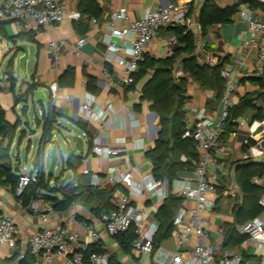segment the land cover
I'll return each instance as SVG.
<instances>
[{
	"label": "crops",
	"instance_id": "1",
	"mask_svg": "<svg viewBox=\"0 0 264 264\" xmlns=\"http://www.w3.org/2000/svg\"><path fill=\"white\" fill-rule=\"evenodd\" d=\"M5 0H0V5ZM239 0H213V2L221 8L230 7L236 4ZM259 3V0H250ZM178 2L185 4L186 0H99V5L102 9V15L97 26H89L87 33L90 34L91 40L81 48L75 47V41L80 37L73 28V22L80 20L82 17L78 11L77 0H63L67 16L58 25H48L39 29L37 32H28L16 27L11 22L3 23L4 35H0V108L4 112L5 121L11 125L19 124L16 137L22 135V140H19V147L23 140H27L26 154L29 152L32 139L36 140V145L41 137V130L35 125V120L41 119L50 101L49 84L55 82L69 69L74 73L72 86L58 85V98L52 101L58 117L54 124L53 138L58 140H71L79 137L82 139V152L73 151L74 156L80 157L81 161L76 163V173L80 177L85 176L81 173L84 170H89L102 178L111 174H119L120 172L132 170L134 181L142 183L145 178H152V165L145 157V154L153 149L157 135L160 131L159 119L155 113L150 111L149 103L141 104V111L136 112L133 107L139 103L141 90L149 77L138 82L133 89H128L123 86L120 81L124 75L125 68L117 64H110L105 59V50L100 39L106 30L104 24L109 20L110 14L122 9L126 12L128 21H135L143 17L147 10H155L161 3ZM242 5H247L243 3ZM201 5H190L189 9L191 17L194 20V26L191 31L195 36L196 53L195 56L203 58L206 54L213 56L220 63H223L222 69H228L233 78H242L246 74L253 71V62L256 52L251 50L246 42L248 40L247 24L234 16L232 22L228 24L212 25L204 39L201 38L200 29H198V16ZM249 7V6H248ZM250 8V7H249ZM252 10H260L251 8ZM261 12H264L261 10ZM255 16L263 17V13H255ZM22 35V38L17 39ZM172 33L166 29L160 30L158 36L153 40L152 44L146 51V55L155 59H164L169 57L177 47L169 44ZM11 40H15L13 43ZM64 41L65 45L57 53L54 54L48 50V44L51 41ZM128 38L124 39L127 42ZM18 45H25L28 52V59L25 62L26 77L18 69V59L22 53H18L14 62L15 70L19 71L20 77L17 82H13L15 95H20L27 90V86L31 83H36L38 86L36 91L44 95L45 100L42 103L36 104L31 98L26 103L25 115L21 116L20 106L14 104L13 91L5 77V71L9 66V62L17 50ZM179 72L178 77L184 76L180 71L179 66L176 72ZM91 79L95 89L94 93L86 90V83ZM186 97L187 101L184 106L185 121L187 126L195 121L198 110L205 109L208 115H216L222 109L221 102L215 101L214 92L209 89L200 88L191 78L186 79ZM58 84V83H57ZM253 96V104L256 109L262 110L264 104V91L258 86L252 85L247 79H241L232 98L237 104L246 95L256 93ZM206 93H210L212 98L208 100ZM70 96L72 99H66ZM93 100L92 104L102 110L105 115V120L87 119L79 112V107ZM255 111H248L244 115L238 117L237 120H246L247 124L252 121H258L264 126V119H255ZM155 114V117L152 115ZM76 122H81L86 125L87 132L92 139L86 136V133L76 125ZM29 131L32 135H24ZM15 137V138H16ZM260 137L256 134L253 139L248 137L247 128L239 129L235 124V129L227 137L225 144L227 146V154L218 161L219 177L215 183L214 192L209 194V197L215 200V205L205 216V230L209 234V242L216 250V259L219 260L222 256L228 254L239 255L242 258L243 264H259V258L262 251L259 250L254 241L246 239L239 245L223 247L224 227L233 225V209L237 204L241 203L242 196L236 185L235 169L239 161L249 160L251 162H262L264 159L253 160L246 159L244 154L247 151L246 142L253 145L255 140ZM14 138V139H15ZM123 138L124 142L117 144L115 140ZM98 140L95 143V140ZM14 140L10 147H13ZM5 145V144H4ZM32 149L28 155L29 160L33 159L35 149ZM122 149V152L117 156L101 157L99 154H94L93 150L103 149ZM47 158L48 150H47ZM26 155V156H28ZM19 153L17 154V158ZM45 160V159H44ZM67 160V155L63 157L61 166ZM8 163V162H7ZM9 169L12 173L21 175L27 172L22 169L18 162L11 163L9 152ZM30 166V164H29ZM44 167V166H43ZM63 167V166H62ZM29 169L35 170L37 167ZM44 172V171H43ZM68 172V171H67ZM46 179L47 174L44 172ZM70 173L69 177L71 178ZM63 176L62 174L59 175ZM57 177V178H59ZM56 178V179H57ZM52 178V181L55 180ZM177 179L192 180L193 170L183 171L178 174ZM69 182L59 181L60 185ZM253 183V182H252ZM53 185V183L51 184ZM102 189L112 193V199L115 196H124L129 199L134 206L144 209L145 212V227L157 225L154 219V214L162 205L164 198L161 197L158 191H145L142 196H131L128 190L121 184H110L105 179L102 180ZM255 185V184H254ZM264 187V176L262 184L257 185ZM42 194V193H41ZM59 198V195H55ZM40 200L47 203L41 195ZM0 213L14 217L16 228L18 230V240L15 248L22 251L27 250L26 240L33 234L39 232L44 226L39 220L25 212L16 196L5 186L0 185ZM71 214H75L79 222H84L91 229H79L76 225L70 227V231H78V241L72 248L78 249L86 247L89 250L98 248L110 254L111 264H161L154 254H141L133 249L129 254H124L119 245L112 236H109L102 225L99 217L90 213V210L76 203L65 211L54 210L48 219L45 227L52 230H58L65 227V221ZM92 232L97 234V238L92 237ZM195 241L191 240L187 248H178L175 240L170 236L168 239L159 243L158 251L172 254L177 251L182 252L185 258H190V248ZM14 254V249H8L5 246H0V261L9 260ZM33 257V256H32ZM66 258L63 256L52 258L51 264H65ZM32 264H47L41 257H33Z\"/></svg>",
	"mask_w": 264,
	"mask_h": 264
},
{
	"label": "built area",
	"instance_id": "2",
	"mask_svg": "<svg viewBox=\"0 0 264 264\" xmlns=\"http://www.w3.org/2000/svg\"><path fill=\"white\" fill-rule=\"evenodd\" d=\"M205 0H186L185 4L178 2L161 3L155 10H147L140 19L128 21L124 10H115L110 14L109 20L104 24V33L100 42L105 50V59L110 64H117L124 67V75L120 83L129 88L133 85L132 74L137 71L139 63L143 62L146 51L158 36L159 31L169 27H184L191 31L194 20L189 15L190 5H202ZM259 4L264 5V0H259ZM263 13V17L255 16V13ZM67 16L63 0H5L0 5V21L11 22L16 27L28 32H37L48 25H58ZM238 18L247 24L248 40L246 45L256 52L253 62V71L242 78H233L228 69L221 70V78L225 82L224 92L220 102L222 109L216 115H208L205 109L198 110L195 121L187 126L184 138H191L194 141L197 152V159L193 163V179H175L171 183L170 194L182 199L173 219V231L171 237L175 240L178 248H187L189 242L194 240V245L190 248V258H185L182 252L172 254L162 251H154V236L158 226L145 227V212L143 208L134 206L129 199L124 196H115L111 200L112 210L102 213L99 217L105 232L109 236H116L132 229L137 236L132 249L141 254H154L161 264H243L239 255L228 254L216 259V250L209 242V234L205 230L204 216L213 209L215 200L209 197L214 192L215 183L219 177L218 161L227 150V146L222 142L221 136L230 110L235 103L232 94L241 79L264 78V12L252 10L247 5H240L236 14ZM99 20L92 18L89 26H97ZM199 29V27H198ZM128 38L127 42L124 39ZM91 40L89 33L80 36L75 41V47L81 48ZM176 39L172 35L169 44L175 45ZM65 45L64 41H51L48 50L57 54ZM199 63L213 67L219 61L211 55L198 59ZM50 100L58 98L59 86L53 82L49 84ZM206 98L210 100L212 95L206 93ZM66 99H72L67 96ZM93 100H88L79 107V112L87 119L105 120V113L92 104ZM264 115V104L262 107ZM239 129L247 128L248 137L252 138L259 134L260 137L250 144L246 142V159H264V126L258 121L247 124L246 120H235ZM187 125V124H186ZM71 140H64V145L70 144ZM95 143L98 142L96 139ZM117 144L123 143V138L115 140ZM68 150V149H67ZM122 149L93 150L94 154L101 157L117 156ZM183 162L186 161L181 157ZM66 171L61 173V180L65 178ZM89 177V184L93 188L101 190L102 180L110 184L121 183L131 196L140 197L147 192L158 191L162 198L168 196V182L155 181L153 178H145L142 183L134 181L132 170L111 174L102 178L101 176L84 170L81 172ZM70 175V174H69ZM69 175L66 181L69 179ZM39 170L33 173H23L19 178V186L16 196H19L24 187L36 186L38 184ZM252 182L255 185L262 184V178L254 177ZM54 183L51 181L50 184ZM259 205L262 213L255 219L241 225L235 226V231L247 239L254 241L262 254L259 264H264V187L259 198ZM54 211L50 203H44L40 199H35L29 203L25 212L39 220L44 226L42 230L31 235L26 240L29 254L33 257H41L51 264L52 258L63 256L66 258L65 264H111L110 254L103 251L100 253L89 252L84 255L86 247L73 249L79 238L78 231H70V227L76 225L79 229H91L84 222H79L75 214H71L65 221V227L52 230L45 227L48 223L49 215ZM92 237L98 236L92 232ZM18 230L15 218L0 213V246L8 249H15L17 245ZM23 254L20 255V258Z\"/></svg>",
	"mask_w": 264,
	"mask_h": 264
},
{
	"label": "trees",
	"instance_id": "3",
	"mask_svg": "<svg viewBox=\"0 0 264 264\" xmlns=\"http://www.w3.org/2000/svg\"><path fill=\"white\" fill-rule=\"evenodd\" d=\"M77 3L78 11L82 18L73 22V28L78 35L82 36L89 30L90 19L95 18L99 20L101 18L102 9L99 5V0H77ZM243 3H247L250 8H258L264 11V5L250 0H239L235 5L225 8L218 7L213 0H205L200 7L197 19L201 38H205L208 29L212 25H222L232 22L238 12L239 6ZM189 15L191 16L190 9ZM3 23L0 21V35H4ZM166 30L175 37L177 41L176 49L169 57L164 59H155L146 55L143 62L139 63L137 71L132 74L133 85L128 88L133 89L138 82L149 77L142 87L139 103L133 107V110L140 112L141 104L149 103L150 111L155 113L159 119L160 131L154 147L145 154V157L152 165V178L155 181L166 180L168 182V196L154 214V219L158 223V229L154 236V251L158 249L161 241L171 236L173 219L182 203V199L170 194L171 183L177 179L179 173L193 170V163L197 159L194 141L191 138H184V133L187 129L185 121L186 113L184 110L187 101L186 79L189 77L200 88L209 89L214 92L215 101H220L225 87V82L220 75L223 63L219 62L213 67L199 63L198 58L195 56L196 42L192 31H187L184 27H169ZM20 38H22V35L17 37V39ZM11 41L15 43V40ZM178 66L184 75L182 77H175ZM9 68H11V63L9 64ZM73 78L74 73L69 69L58 79L57 83L58 85L72 86ZM247 80L264 91V78H248ZM7 81L10 89L13 91L15 105L27 103V96L32 94L38 86L36 83H31L27 86L25 92L15 95L13 88L14 80L8 78ZM86 90L91 93L95 92L91 79L86 83ZM257 94L258 92L246 95L230 110L221 136L223 143H225L229 134L234 131V121L246 112L257 110L254 118L259 120L264 119L262 110L256 109L253 104V96ZM57 117L58 114L53 108L52 100H50L42 118L35 120L36 127L41 130L40 145H46L51 141ZM76 125L90 138L85 124L76 122ZM18 126V123L11 125L6 122L4 112L0 108V185L7 187L15 196L19 186L20 175L12 173L11 168L2 167L1 164L4 162L9 163L10 147L16 137ZM19 140H22V135ZM91 141L92 139L90 138V143ZM181 157H184L186 161L183 162ZM71 161L79 163L81 158L74 156L73 151L68 149L65 165L66 169L71 172L72 177H69V182L64 185H60V177L51 185L52 177L47 175L46 179L42 163H39L37 165V169L39 170L38 184L32 187H24L22 193L16 196L21 206L24 209L27 208L31 201L37 198L40 199L42 195L43 199L47 203H50L54 210L58 211H65L76 203H81L87 207L90 213L96 217H100L102 213L112 210L111 200L113 192L99 190L90 186L89 177L78 176L76 165ZM235 176L236 185L238 186L242 200L240 204L234 207L233 218L236 225H241L255 219L262 213L259 198L263 188L254 185L252 178H262L264 176V161H239L236 165ZM78 178H83L84 181H80ZM55 195H59V198H56ZM113 238L124 254L131 252L133 244L137 240V236L132 229L113 236ZM246 239V236L240 235L235 231L233 225H226L224 227L223 247L239 245ZM89 252L100 253L103 251L98 248L93 250L86 248L83 254L86 255ZM21 254H23L22 258H20ZM32 263L33 257L29 254L28 249L22 251L19 248L14 249L11 259L0 261V264Z\"/></svg>",
	"mask_w": 264,
	"mask_h": 264
},
{
	"label": "water",
	"instance_id": "4",
	"mask_svg": "<svg viewBox=\"0 0 264 264\" xmlns=\"http://www.w3.org/2000/svg\"><path fill=\"white\" fill-rule=\"evenodd\" d=\"M5 23H7V22H5ZM18 53H22V56L18 59V69L26 77L25 62L28 59V52H27V49H26L25 45H18L17 46V50L14 51V54H13V56H12L10 62H9V64L11 63V68H9V66H8L7 70L5 71L6 79L11 78L15 82H17V78L14 76L13 62H14V60H15V58H16ZM31 98L34 100V102L36 104L42 103L45 100L44 95L41 94L40 92L36 91V90L32 94L27 96L26 101L30 100ZM25 108H26V103H23L20 106V114H21V116L25 115ZM152 115L155 117V114H152ZM63 142L64 141H62V140H58L56 138H53V135H52L51 141L49 143H47L46 145H40V143L38 142L37 147H36V149L34 151L33 159L30 162V166L32 168H35V167H37V165L39 163H42V166H43L44 159L47 156L46 153H47V150H48L49 167H48V170H47V175L49 177H52L53 179H56V178L53 177L54 171H55V168H56V164H57L59 158H60V161H62L63 157H64V155L62 154V151H61V145L64 144ZM73 144H74V150L76 152H78V153H81L82 152V139L79 138V137L74 138L73 139ZM66 155H67V152H66ZM63 163H64L62 165L63 167L61 166L62 167L61 173H64V171H66V172L68 171L66 169L65 160H64ZM1 165H2V167H5V168L9 169V164L7 162L2 163ZM70 173L71 172L68 171L66 173V175H65V178H63L61 180V182H65L67 176Z\"/></svg>",
	"mask_w": 264,
	"mask_h": 264
},
{
	"label": "rangeland",
	"instance_id": "5",
	"mask_svg": "<svg viewBox=\"0 0 264 264\" xmlns=\"http://www.w3.org/2000/svg\"><path fill=\"white\" fill-rule=\"evenodd\" d=\"M15 73H16V78L20 77V73L19 71L15 70ZM179 76V72H175V77H178ZM33 132L29 131L27 133H24V135H32ZM32 145V149L34 148V146L36 145V140L35 139H32L31 143ZM18 145H19V134L17 135V137L14 139V143H13V147L10 151V159H11V163L12 164H15L18 162L19 166L23 168H25L27 170V172H24V173H33V170L32 169H29V164H30V160H29V157L30 155H28L30 153V151L32 150L31 147H30V150H28L29 152L26 154V147L28 145L27 143V140H23L20 147H19V151H18ZM36 148V147H35ZM34 148V149H35ZM70 148L72 150H74V144H73V138L71 139V142L70 144L68 145H64L62 144L61 145V151H62V154L64 156H66V152H67V149ZM33 152V150H32ZM19 153V157L17 158V154ZM28 155V156H26ZM34 156V155H33ZM43 171L47 174V170H48V167H49V159L46 157L45 160H44V163H43ZM61 171H62V167H61V161H60V158L58 159V162L56 164V168H55V171H54V175L53 177L54 178H57L59 177V175L61 174ZM80 181H84L83 178H78Z\"/></svg>",
	"mask_w": 264,
	"mask_h": 264
}]
</instances>
